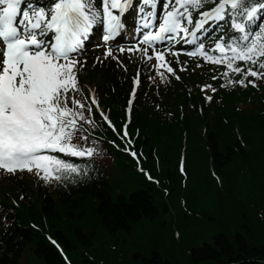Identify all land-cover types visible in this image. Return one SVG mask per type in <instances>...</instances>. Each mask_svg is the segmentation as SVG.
Here are the masks:
<instances>
[{
	"label": "snow or ice",
	"instance_id": "obj_1",
	"mask_svg": "<svg viewBox=\"0 0 264 264\" xmlns=\"http://www.w3.org/2000/svg\"><path fill=\"white\" fill-rule=\"evenodd\" d=\"M94 31L100 35L96 46L104 51L95 57L93 68L115 61L127 73L129 65H136L119 126L111 109L101 106L92 82L82 78L87 61L80 57ZM125 33L132 42L120 46ZM183 44L193 46L185 53L191 68L180 59ZM197 68L215 72L211 83L195 84L202 104L189 107L200 113L217 102L222 89L259 90L264 84V0H0V180L27 177L42 188L64 190L98 183L106 173L96 157L111 155L100 147L104 142L130 156L137 172L161 186L142 166L143 150L136 144L140 129L130 133L133 104L147 80L160 101L154 111L163 110L169 88L184 84L182 74L191 75ZM185 90L191 97L192 89L185 85ZM109 131L115 139L104 140ZM72 158L84 161L83 166ZM179 172L188 179L185 158ZM213 176L220 180L215 171ZM161 190L170 194L168 188ZM97 191L105 195L103 189ZM139 196L133 199L147 211ZM25 198L22 193L20 200ZM13 203L19 207L18 201ZM47 239L62 264H71L57 240L51 235Z\"/></svg>",
	"mask_w": 264,
	"mask_h": 264
},
{
	"label": "trees",
	"instance_id": "obj_2",
	"mask_svg": "<svg viewBox=\"0 0 264 264\" xmlns=\"http://www.w3.org/2000/svg\"><path fill=\"white\" fill-rule=\"evenodd\" d=\"M205 71L183 75L184 84L177 82L175 90L169 88L163 98L166 107L159 112L154 111V103L160 101L151 82L145 83L135 103L130 133L134 135L140 129L136 144L143 150V167L161 180V186L137 172L130 156L104 142L100 147L107 148L111 155L96 158L106 173L98 183L66 190L39 185L36 191L27 181L14 182L12 200L16 199L19 207L13 203L0 212V264H19L27 252L45 264H62L59 252L50 251L54 246L37 231L59 228L58 221L66 222L71 235L77 231V238H73L76 243L78 239L91 245L96 235L76 228L72 219L85 222L86 227L100 224L104 237L112 239V243L102 244L105 247L98 255L101 264H264V245L251 246L241 232L247 229L253 238L256 228L264 227V214L262 219L256 216L264 213L262 205L257 207L264 202V92L251 86L247 90L222 89L216 95L217 102L205 105L200 113L189 105L199 108L202 104L195 84L204 82ZM82 77L97 82L101 104L111 109L112 119L119 126L131 89L129 76L111 63L95 68L88 65ZM185 85L192 89L191 97ZM168 111L174 115L167 116ZM112 139L115 137L110 131L104 133V140ZM182 158L187 180L179 172ZM80 164L83 166L84 161ZM239 180L244 184L242 191L236 187ZM161 187L168 188L170 194ZM97 189H103L105 195ZM29 191L41 204L39 208L31 201ZM22 193L24 200H20ZM137 194L146 201L147 211L133 199ZM150 221L160 222L161 227L156 237L148 240L163 247L164 255H148L143 242L134 239L139 228ZM167 231L171 234L165 236ZM56 235L68 250L77 249L64 231L57 230ZM205 247L208 251L201 252Z\"/></svg>",
	"mask_w": 264,
	"mask_h": 264
},
{
	"label": "rangeland",
	"instance_id": "obj_3",
	"mask_svg": "<svg viewBox=\"0 0 264 264\" xmlns=\"http://www.w3.org/2000/svg\"><path fill=\"white\" fill-rule=\"evenodd\" d=\"M7 180H8L7 178L0 180V195L2 193L3 188L7 190L6 183H5ZM30 183L32 184V186H34L37 189L38 183L35 180H30ZM256 186L258 188V185H256ZM262 186L264 188V179L262 182ZM236 187H237L238 191H239V189L242 191V189L244 188V184L242 183V180L238 181V184L236 185ZM244 193L245 192H243V195L241 194L243 197L246 196V193L245 194ZM9 194L12 197H15L11 192ZM28 195L31 198L32 202L37 203L36 198H35V194L32 191H29ZM2 199L5 202H12V200L7 198V197H2ZM256 200H257V198H256ZM205 202H208V200H205ZM39 205L41 206V204L37 203V208H39L38 207ZM261 205L264 208V202L261 201L260 205L257 206L258 209H260L259 207ZM214 212H215L214 210L211 211L212 216H213ZM263 214L264 213H262V214L257 213L256 216L259 217L260 219H262ZM71 221L75 222L74 226L76 228L82 229L85 233H87L89 235H91V234L96 235V238H93L91 240L92 241L91 245L89 243H81L78 239H77V243H76L73 238L74 237L77 238V235H78L77 231H74L71 235L66 222L62 223L61 221H58L57 224L59 225V228H57L55 226V227H52V229H48V230L41 229L40 231H37V233H40L41 236L43 237V239L47 240V242H49V240L47 239V237L49 235H51L53 239L57 240V242L64 249V254H66L68 256L69 260L71 261V264H91V262H94L95 264H101V259H99L98 255H99V252L102 251V248L105 247V245H102V244L106 241H108L109 243H112V239H110L108 237H104V232L102 231V227L100 224H94L93 226L86 227V223L85 222L83 223L79 219L76 221H73V219H72ZM160 227H161L160 222L150 221V223H148V224L146 223L145 227H142L141 229L139 228L137 234L134 237L135 241H139V240L142 241L143 244L148 248V250H149L148 255L152 254L154 252H159V253H162L163 255L165 254L163 247L155 246L148 240L149 237H156L155 233L160 230ZM185 228H186V226H185ZM57 230L64 231L66 233V235L70 238V240H72L74 242V244H76L77 249L74 248V249L68 250L66 247H64L62 242L58 239V237L56 235ZM144 232L147 233V235H145ZM241 232L242 233L245 232V234H246L245 237L248 239L249 244L251 246L255 245L257 247V246L264 245V227H261V226L257 227L255 230V235L253 238H252V234L250 232H247V229L241 230ZM52 234H54V235H52ZM170 234L171 233L168 232L165 236H168ZM260 236L263 237L262 240L260 239ZM106 249L110 251L108 246L106 247ZM20 264H45V263L43 260L39 259L37 256H35L31 252H29V253L27 252V254L21 260ZM114 264H117V263H114ZM122 264H125V261Z\"/></svg>",
	"mask_w": 264,
	"mask_h": 264
}]
</instances>
